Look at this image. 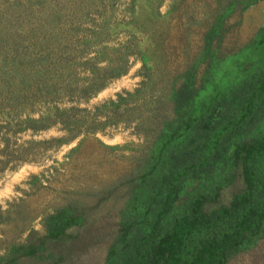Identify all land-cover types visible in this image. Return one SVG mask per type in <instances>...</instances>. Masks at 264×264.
Listing matches in <instances>:
<instances>
[{"label":"trees","instance_id":"trees-1","mask_svg":"<svg viewBox=\"0 0 264 264\" xmlns=\"http://www.w3.org/2000/svg\"><path fill=\"white\" fill-rule=\"evenodd\" d=\"M20 1L3 2L0 45L5 33L22 28L11 24L19 8L30 16L44 5ZM256 1L215 0L190 30L197 38L192 51L186 28L176 42L158 30L151 41L166 43L161 54L155 45L152 54L125 41L110 58L102 44L106 20L81 32L94 8L76 4L81 16L67 20L60 8L48 13L42 31L51 49L28 53L22 68L12 65L13 89L8 70L0 71V107L14 111L0 112V130L61 132L12 149L5 136L0 172L30 161L33 145L57 148L119 123L141 142L122 155L127 167L116 179L63 198L41 214L39 229L37 215L25 216L16 234L0 237V264H264V19L240 46H225L228 20ZM95 39L101 44L88 56ZM132 54L142 60L137 87L90 109L78 105L126 73ZM6 206L0 204V226L23 208L21 200Z\"/></svg>","mask_w":264,"mask_h":264},{"label":"rangeland","instance_id":"rangeland-1","mask_svg":"<svg viewBox=\"0 0 264 264\" xmlns=\"http://www.w3.org/2000/svg\"><path fill=\"white\" fill-rule=\"evenodd\" d=\"M4 1L0 0V22L3 18L7 19L4 10H1L4 8ZM6 1L12 3L14 0ZM21 1L25 4L27 0ZM43 1L44 5L36 6L37 9L33 10L35 13H31L30 16H23V11L19 8L17 13L19 18H15L11 24L22 28L18 29L17 32L12 29L3 36V44L0 45V71L8 70L10 74L9 88L13 89L11 84L14 85L16 79L18 80V76L11 72L12 65L17 67L19 61L18 66L22 68L25 65L24 57L28 56V53L31 52L35 56L51 49L49 41H44L46 34L42 28L47 27L45 18L53 8L62 9L65 20L73 18V16H81L82 12L75 13L74 5L76 4H87L90 8H94L87 15L89 22H84L81 26V32L85 31L86 34H90L93 29H96V27L91 26V21L98 23L102 19L106 20L108 39L102 44L109 47L103 51L105 56L110 58L117 55V51L114 49H122L121 45H124L125 41L135 42L136 45L139 42L140 48L148 47L153 54L156 43L151 40L158 30L162 31L163 36L168 34L170 39L172 38L171 41L176 42V39L181 35V30L186 28L189 31H185V39L187 42L191 40L190 49L191 51L194 50L196 45H192L197 44V38L192 32L196 29L194 22L205 15L208 9L214 5L215 0H174L175 4L171 9L173 0ZM263 17L264 0L256 1L239 15L231 17L227 22L228 31L225 34L226 49L232 50L238 44L240 46L248 40L263 23ZM29 26L34 29L33 34L27 30ZM113 26L116 29H113ZM190 30L192 31L190 32ZM63 32L68 33V31ZM132 34H134V38ZM64 37L70 40L69 37L62 35L61 41ZM96 40L98 39L90 44L88 56L95 55L94 50L98 47L97 44H101ZM165 41L167 42L166 39ZM165 46V42L156 46L159 54L162 53V48H166ZM127 64L126 73L111 79L103 89L87 101L78 102V105L90 109L105 100L115 98L118 92L131 91L137 87L142 79L140 72L142 60L139 55L132 54L129 56ZM98 65H104V63L98 62ZM80 72L81 75L87 74L82 69ZM3 97L5 96H0V98ZM70 104L73 103L64 101L61 106H69ZM39 110H42V107L30 111L31 116H38ZM0 112L14 113L3 105L0 107ZM25 116L26 113L21 112L20 117ZM0 124H4L1 118ZM60 132L57 126L37 133H32L30 130L12 133L2 128L0 130V149L3 145L1 139L5 136L10 140L9 149H12L21 144L23 146L30 145L31 141L36 142L58 136ZM140 142L141 138L133 133L132 127H126L119 123L115 126H108L102 133L79 136L57 148L49 146L46 149L42 145L39 147L33 145L32 148L34 149L28 155L30 161L22 162L15 168L7 166L0 172V204L3 205V208L7 207L6 202L12 203L21 200L23 204L21 214L15 220L0 226V237L5 235L12 237L16 234L19 231L18 226L25 222L21 220L25 216L28 218L37 215L33 221V227L39 229L41 214L62 203L63 198L78 197L93 186L107 185L111 180L116 179L127 167V160L122 155L131 153L129 150L136 147ZM116 145H126V148L114 149L113 147ZM3 158L0 155V159L3 160Z\"/></svg>","mask_w":264,"mask_h":264}]
</instances>
